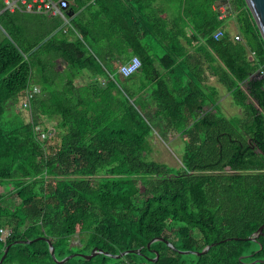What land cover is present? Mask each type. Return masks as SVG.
Returning <instances> with one entry per match:
<instances>
[{
	"label": "trees",
	"instance_id": "16d2710c",
	"mask_svg": "<svg viewBox=\"0 0 264 264\" xmlns=\"http://www.w3.org/2000/svg\"><path fill=\"white\" fill-rule=\"evenodd\" d=\"M219 1L171 0L179 11L172 30L152 23L139 7L143 23L131 13L137 38L153 36L167 45L160 60L165 67L185 57L174 48L186 29L204 39L225 65L217 71L220 81L244 110L243 118L204 115L213 100L198 83L197 92L180 100L179 83L171 89L161 80L154 98L169 129L183 132L180 169L148 159L152 124L86 41H31L20 12L0 17L11 37L0 41V188L7 191L0 192V261L10 247L3 264H60L49 241L61 261L103 251L63 264H264V235L254 236L264 225V39L246 0H229L245 43L227 34L216 40L224 24L213 8ZM62 59L68 74L58 67ZM142 62L154 72L155 59L143 56ZM79 70L90 71L94 82L79 87ZM98 77L108 80L105 87ZM33 84L41 87L35 95ZM20 96L31 119L17 112L18 123L6 127L3 120ZM76 235L80 247H72ZM208 246L206 254L194 253Z\"/></svg>",
	"mask_w": 264,
	"mask_h": 264
},
{
	"label": "crops",
	"instance_id": "0c3cea01",
	"mask_svg": "<svg viewBox=\"0 0 264 264\" xmlns=\"http://www.w3.org/2000/svg\"><path fill=\"white\" fill-rule=\"evenodd\" d=\"M68 1L69 7L63 9L61 13H57L54 10L46 9L45 6L50 2L58 4L60 0H28L33 5L32 8L20 2L15 7H10L11 0H4L5 7L0 8V17L6 11L13 14L20 12V23L28 29L31 41L45 38L44 42H47L54 37L59 39L64 36L70 41L78 38L86 41L94 56L104 66L111 78L119 76L120 81L126 87L125 94L131 102L140 104L143 115L153 126L154 134L159 131L164 134H183V132L169 129L168 115L164 110H161L159 103L154 98L156 87L161 80H166L171 89H174L175 85L179 83L176 95L180 100L187 98L191 90L194 93L197 92L195 85L198 83L202 87L201 90L208 93L213 100L205 105L204 115L212 113L227 119L235 118L233 116L237 114H230L229 110V103L232 102L236 105L235 101L217 75L218 69L225 68V65L210 47H204L206 45L204 39H195L192 31L186 29L185 35L179 38V43L174 48V51L185 54V57L179 58L178 63L170 68L163 66L160 61L167 56L165 49L167 45H163L160 38L153 36L143 38L141 35L137 38L134 35L135 31L132 28L134 17L131 13L137 14L142 23L144 20L142 14L136 11L137 7L152 16V23H157L158 27H162L160 23H168V29L172 30L179 17V11L176 10L175 4H172L171 0H168L169 5H166L163 0H155L152 4H150V0H100V5L97 4L98 0L90 1L86 5L85 2L88 0ZM225 5H228L227 10H225ZM213 8L221 11V19L224 21L223 26L219 29H222L232 40L245 43L236 13L232 10L229 1L221 0ZM77 26L80 31L76 28ZM69 29L73 33H69ZM82 32L86 38L83 37ZM49 33L51 34L49 35ZM237 36H241V41L236 40ZM6 39L11 40V37L0 22V41ZM143 56H151L156 60L154 72L152 69L148 72L142 67L137 74L130 78L121 76L119 70L122 65L134 57H139L142 60ZM172 59H177L176 55H173ZM249 59L251 61L255 59L254 52L250 51ZM169 61L167 60L165 64H170ZM58 64L64 74L71 72L70 66L63 59L59 60ZM75 73L79 74L76 81L79 87L94 82L90 71L81 72L79 70ZM148 73L149 75L151 73L158 75L154 80H150ZM95 80H98L103 87L108 81L105 77H98ZM40 91V85H32L31 92L34 95ZM239 111L244 112L241 107ZM237 116L243 118L244 114L243 117ZM193 120L190 119L191 122Z\"/></svg>",
	"mask_w": 264,
	"mask_h": 264
},
{
	"label": "rangeland",
	"instance_id": "374dc122",
	"mask_svg": "<svg viewBox=\"0 0 264 264\" xmlns=\"http://www.w3.org/2000/svg\"><path fill=\"white\" fill-rule=\"evenodd\" d=\"M15 104V110L10 109V112L8 111L5 118L4 123L6 127H14L18 123V119L16 117V113L23 114L24 118L28 121L31 118V113L28 110L29 107L26 106L28 100L24 98L23 96H20L16 100ZM229 110L230 114H237L242 116L244 112L242 113L239 111V106L234 105L232 102L229 103ZM221 109V108H220ZM12 114V115H10ZM233 116V117H239V116ZM243 117V116H242ZM56 124V121H53V123L50 125V128H55L54 125ZM159 125V124H158ZM53 132V131H52ZM148 159L151 161H155L162 164H167L173 168L180 169L183 167V161L182 157L185 152V142L184 138H182L181 134H164L162 131H159L157 134H154L152 131L151 137L149 138L148 143ZM0 192L7 194L6 188H0ZM5 229V236L3 237L4 240L7 239V237L10 234V231ZM82 237L80 235H76L72 239V247H80L82 246Z\"/></svg>",
	"mask_w": 264,
	"mask_h": 264
},
{
	"label": "water",
	"instance_id": "95a60500",
	"mask_svg": "<svg viewBox=\"0 0 264 264\" xmlns=\"http://www.w3.org/2000/svg\"><path fill=\"white\" fill-rule=\"evenodd\" d=\"M246 2H247V5H248V7H249V9H250V11L252 13V15H253V18H254L257 26L259 27L260 33H261V35H262V37L264 39V0H246ZM260 235H264V225L260 227V229L258 230L257 233H255L254 236L255 237H258ZM156 241H160V239L153 240L149 244V246H151ZM17 243H32V241H19ZM168 245L170 247L174 248V246L171 243H169V242H168ZM49 246H50V251H51L52 257L54 258L55 261H57L60 264H63L65 262H67L69 259L74 258L76 256L82 257V258H84L86 260H91L94 257L98 256L99 254H102L103 253V251H98V249H95L93 251V253L90 254V255H82V254L72 255V256H69V257H67V258H65L64 260L61 261V260H58L57 259L56 252H55V248H54L53 244L50 241H49ZM211 247H213V246L206 247L203 250V252H201V253H197V252H194V253L201 256L203 254H206L211 249ZM9 249H10V247L7 249L4 257L1 259L0 264H3L4 263L7 255H8ZM127 253L128 252H125L122 255H119L118 257L125 256ZM181 253L188 254L190 252H181Z\"/></svg>",
	"mask_w": 264,
	"mask_h": 264
},
{
	"label": "built area",
	"instance_id": "2783aa9c",
	"mask_svg": "<svg viewBox=\"0 0 264 264\" xmlns=\"http://www.w3.org/2000/svg\"><path fill=\"white\" fill-rule=\"evenodd\" d=\"M19 2L21 4L28 5L29 8L33 7V5L28 2V0H11V2H9L10 7H15L16 4H18ZM229 3H230V1H229ZM69 5L70 4H69L68 0H60V2L58 4H56L54 2L47 3L45 8L50 9V10H54L57 13L58 12L61 13L62 10L67 9L69 7ZM225 6H226L225 10H227L228 5H225ZM224 36H225V32L222 29H219L217 32L214 33V38L216 40H220ZM236 40L241 41V36H237ZM142 67H143L142 60L139 57H134L128 63H126L120 67L119 73L124 78H130L133 75L137 74L142 69ZM261 75L264 76L263 71H262ZM26 106H28V104H26ZM5 234H6L5 230H2L3 237L5 236Z\"/></svg>",
	"mask_w": 264,
	"mask_h": 264
}]
</instances>
